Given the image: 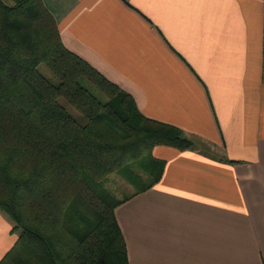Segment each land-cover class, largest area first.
<instances>
[{
    "label": "crops",
    "instance_id": "0c3cea01",
    "mask_svg": "<svg viewBox=\"0 0 264 264\" xmlns=\"http://www.w3.org/2000/svg\"><path fill=\"white\" fill-rule=\"evenodd\" d=\"M63 43L181 127L116 208L130 264H264V0H43ZM0 209V260L20 233Z\"/></svg>",
    "mask_w": 264,
    "mask_h": 264
},
{
    "label": "trees",
    "instance_id": "16d2710c",
    "mask_svg": "<svg viewBox=\"0 0 264 264\" xmlns=\"http://www.w3.org/2000/svg\"><path fill=\"white\" fill-rule=\"evenodd\" d=\"M157 144L197 147L72 52L43 0H0V209L20 233L0 264H130L116 208L132 195L106 178L154 185L166 165Z\"/></svg>",
    "mask_w": 264,
    "mask_h": 264
},
{
    "label": "rangeland",
    "instance_id": "374dc122",
    "mask_svg": "<svg viewBox=\"0 0 264 264\" xmlns=\"http://www.w3.org/2000/svg\"><path fill=\"white\" fill-rule=\"evenodd\" d=\"M39 67L48 77L52 76V71H50L44 63H42ZM147 156L148 155H145L144 157ZM130 169L134 170L136 175L140 177L141 180L150 181L149 174L141 168V165H139L138 161L131 162ZM106 185L115 193L118 198L131 195L132 192L136 189H139L140 186L138 183H134L128 177L120 173V171L109 174L106 178ZM13 224H15L14 221ZM17 231L19 232V230Z\"/></svg>",
    "mask_w": 264,
    "mask_h": 264
}]
</instances>
